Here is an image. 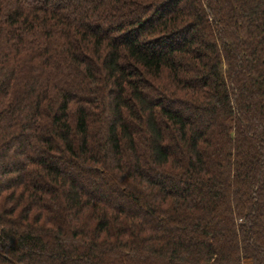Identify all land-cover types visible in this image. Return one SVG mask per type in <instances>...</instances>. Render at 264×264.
I'll return each instance as SVG.
<instances>
[{"label":"trees","instance_id":"1","mask_svg":"<svg viewBox=\"0 0 264 264\" xmlns=\"http://www.w3.org/2000/svg\"><path fill=\"white\" fill-rule=\"evenodd\" d=\"M0 264H264V0H0Z\"/></svg>","mask_w":264,"mask_h":264},{"label":"rangeland","instance_id":"2","mask_svg":"<svg viewBox=\"0 0 264 264\" xmlns=\"http://www.w3.org/2000/svg\"><path fill=\"white\" fill-rule=\"evenodd\" d=\"M203 110H199L198 112H202Z\"/></svg>","mask_w":264,"mask_h":264}]
</instances>
